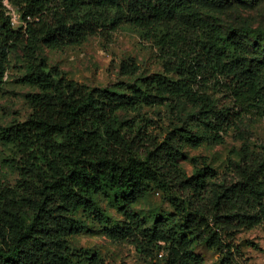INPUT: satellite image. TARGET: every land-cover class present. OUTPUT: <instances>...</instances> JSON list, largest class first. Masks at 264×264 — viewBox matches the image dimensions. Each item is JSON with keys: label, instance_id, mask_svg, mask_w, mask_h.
Segmentation results:
<instances>
[{"label": "trees", "instance_id": "16d2710c", "mask_svg": "<svg viewBox=\"0 0 264 264\" xmlns=\"http://www.w3.org/2000/svg\"><path fill=\"white\" fill-rule=\"evenodd\" d=\"M4 1L0 91L14 56L28 63L22 82L38 92L28 97L29 118L0 130L17 150L20 175L16 189L0 192V264H107L70 246L85 230L80 212L146 260L204 264L196 247L205 245L224 255L222 264H233L236 235L264 225V145L257 152L245 147L242 160L221 175L204 163L188 176L181 161L186 146L222 145L230 134L247 141L249 121L264 120V31L226 33L201 12L227 0H7L19 7L18 28ZM171 22L178 24L161 29ZM125 25L145 33L162 66L129 92L78 83L38 57L39 45L64 50L91 37L110 40ZM247 37L260 44L251 50ZM141 70L134 61L120 66L123 77ZM169 100L189 106L201 132L172 125L160 137L155 119L122 117ZM154 190L173 212L149 223L133 207ZM110 193L122 197L121 223L96 203Z\"/></svg>", "mask_w": 264, "mask_h": 264}, {"label": "rangeland", "instance_id": "374dc122", "mask_svg": "<svg viewBox=\"0 0 264 264\" xmlns=\"http://www.w3.org/2000/svg\"><path fill=\"white\" fill-rule=\"evenodd\" d=\"M4 5L14 27L18 28L21 25L19 7L7 0L4 1ZM201 12L205 16L215 18L226 33L240 27L264 31V0H253L251 3L227 0L217 9L201 7ZM177 24L163 23L161 29H172ZM245 43L254 50L253 46L260 44V39L247 37ZM37 52L38 57L45 60L50 67L60 70L67 78L90 87H111L129 92L135 86H139L141 79L162 72L158 59L159 51L154 43L146 39L142 30L129 25L123 26L110 40L91 37L81 45L64 50H50L39 45ZM9 60L5 84L0 91V130L27 120L32 113L28 106V97L38 92L36 88L22 82L27 73L28 63L14 56ZM126 61L136 62L142 68L141 73L135 77L121 76L120 66ZM191 112L189 106L182 105L177 100H169L161 107L144 108L140 114H123L122 117L137 116L149 121L155 119L153 125L155 128L158 127L155 133L164 137L172 125L187 126L196 133L201 132L197 123L192 122L188 116ZM176 114L180 115L182 122L176 121L174 118ZM249 123L251 136L247 141L230 134L222 145L205 142L197 149L186 146L184 160L181 161L184 173L190 176L196 168L206 163L221 175L231 165L242 160L245 147L251 148L254 152L259 151L264 145V120L251 119ZM18 160L15 146L4 143L0 138V192L16 189L20 179L16 167ZM121 198L112 193L98 195L96 203L107 218L121 223L124 219L120 209ZM133 210L149 223L160 215L173 212L159 190L151 191L133 207ZM78 216L85 223V230L82 234L69 239L73 249L97 254L107 264H163L162 255L150 261L142 258L134 246L127 242L113 243L104 234L93 215L80 212ZM236 244L240 252L233 250V264H264V225L250 231L239 232L236 235ZM196 252L203 258L204 264H222L224 259L220 251L205 245L197 246Z\"/></svg>", "mask_w": 264, "mask_h": 264}]
</instances>
